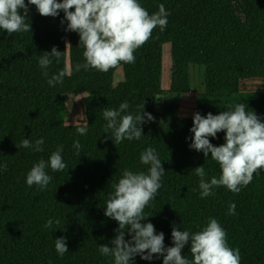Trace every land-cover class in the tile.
Returning <instances> with one entry per match:
<instances>
[{"label": "trees", "instance_id": "trees-1", "mask_svg": "<svg viewBox=\"0 0 264 264\" xmlns=\"http://www.w3.org/2000/svg\"><path fill=\"white\" fill-rule=\"evenodd\" d=\"M28 0H25L27 3ZM62 2V0H58ZM149 14L163 4L170 15L166 29L153 30L152 37L135 51V62L121 63L107 73L90 69L75 71L85 63L79 35L67 32V22L43 17L29 6L25 22L32 31L8 36L0 30V264H114L102 256L100 245L111 247L118 222L106 217V202L113 185L125 170L147 172L140 154L156 150L165 174L155 199L143 210L142 223H152L157 234L165 235V247L172 245V226L194 234L212 218L227 233L229 247L239 248L241 264H264V169L238 194L226 187L200 198V177L194 169L203 166L206 179L219 177L221 169L202 152L190 149L193 117L180 113L181 99L192 89V70L202 73L196 112L206 116L233 110L243 103L264 122V92L247 91V81H264V0H138ZM74 11V9H72ZM23 15V10H21ZM158 37V38H157ZM171 45V86L162 87L163 54ZM56 47L62 52L47 69L39 65L44 52ZM121 70L123 81L116 83ZM64 71L62 83H47ZM85 94L82 106L87 121L67 125L64 113L67 95ZM127 102L125 114L150 113L154 118L141 125L139 140L125 139L116 145L106 131L103 110L119 109ZM87 127L80 135L77 128ZM226 133L209 137L214 146L225 143ZM43 139V151L18 148L23 139ZM80 141V149L73 147ZM63 146L66 168L46 172L52 177L47 190L28 187L26 176L32 166ZM235 204V214L228 215ZM53 220L52 229L44 227ZM56 220L60 223L57 225ZM127 231V229H125ZM64 237L69 251L60 257L55 239ZM125 239L131 236L126 232ZM182 254L193 260L190 245ZM134 264H163V258Z\"/></svg>", "mask_w": 264, "mask_h": 264}, {"label": "clouds", "instance_id": "clouds-1", "mask_svg": "<svg viewBox=\"0 0 264 264\" xmlns=\"http://www.w3.org/2000/svg\"><path fill=\"white\" fill-rule=\"evenodd\" d=\"M30 5L35 6L43 17L55 18L61 12L64 13L61 24L67 22L66 31L77 33L80 38L79 46L84 48L83 57L86 62L76 64L77 72L81 69H95L107 73L121 63H134L135 51L150 40L154 29L159 28L161 32L166 29L167 17L170 15L163 4L159 5L156 13L150 15L138 0H28L27 3L25 0H0V30L6 31L8 36L32 31L31 25L25 22ZM61 54L53 47L51 52L46 51L39 58V65L45 69L43 74L46 77L47 69L52 64L51 58L58 61ZM65 75L61 71L48 79L47 83L54 87L63 82ZM229 107L233 110L222 111L218 115L211 112L206 116L199 112L193 114V127L190 129L193 136L188 138L191 140L190 149L202 152L206 160L211 153V159L221 169V175L218 178L212 177L210 182L205 178L203 166L194 169L195 174L200 177L201 199L214 195V189L221 186L238 194L242 187H247L252 182L254 174H260L258 170L264 169V122H261L255 112H247L243 103ZM128 108L125 101L119 105L118 110H103V118L107 121L106 131L112 130L109 138L116 145L125 139L139 140L143 135L141 125L154 119L146 112L135 116L122 115ZM77 132L86 135L87 127H78ZM220 132L226 133L225 143L214 146L209 137L215 139ZM43 145V139L32 143L26 138L16 146L42 152ZM73 147L77 151L80 149L78 139ZM62 152L61 145L47 162L41 159L32 166L26 176L28 187L36 186L38 190H47L52 177L46 169L59 172L66 168ZM140 163L149 166L147 172L125 170L122 178L113 185L114 192L106 202L104 215L118 222L119 227L115 230V238L110 242L111 247L100 245V254L113 257L114 264H134L137 256L146 261L162 257L163 264H241L239 248L229 247L225 229L214 218L194 234L182 231L174 224L171 232L173 246L165 247L164 233L157 234L150 222L142 223L147 219L144 208L155 199L162 187L165 169L156 150L151 147L140 154ZM2 168H6V165L0 164V169ZM235 208L234 203L230 204L227 214L234 215ZM55 223L58 225L60 221L56 220ZM44 227L52 229L53 220L49 219ZM126 232L131 236L130 240L125 239ZM186 245H190L192 261L182 254ZM55 250L60 257L69 251L64 237L55 239Z\"/></svg>", "mask_w": 264, "mask_h": 264}, {"label": "rangeland", "instance_id": "rangeland-1", "mask_svg": "<svg viewBox=\"0 0 264 264\" xmlns=\"http://www.w3.org/2000/svg\"><path fill=\"white\" fill-rule=\"evenodd\" d=\"M116 83L123 81L122 71L119 70L115 77ZM202 73L195 68L192 70V89L186 94L180 102V113L184 117H193L196 113V101L201 92ZM171 86V45H165L163 54V76L162 87L169 90ZM243 90L247 91H263L264 81H247L242 85ZM85 94L67 95L66 110L64 113L65 123L67 125L85 124L87 121L85 110L82 106V100Z\"/></svg>", "mask_w": 264, "mask_h": 264}]
</instances>
